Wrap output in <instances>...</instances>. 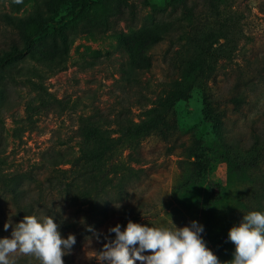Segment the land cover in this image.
I'll return each mask as SVG.
<instances>
[{
	"label": "rangeland",
	"instance_id": "374dc122",
	"mask_svg": "<svg viewBox=\"0 0 264 264\" xmlns=\"http://www.w3.org/2000/svg\"><path fill=\"white\" fill-rule=\"evenodd\" d=\"M181 1L198 8L203 4V0H133L134 16L126 14L125 20H114L113 30L95 36H71L69 51L61 56L64 70L51 71L25 59L12 69V76L0 77V173L41 178L48 171L49 157L70 159L78 155L79 117L97 111L110 114L122 106L136 117L140 108L153 103L174 75L175 63L194 55L192 48H185V38L175 32L173 39L148 50L150 66L142 70L134 69L138 63L121 45L126 37L162 21L178 20L182 16ZM40 2L0 0V52L12 43L20 45L19 35L1 17L25 18ZM218 4L222 17L233 19L219 32L222 37L215 47L220 46L221 57L212 66L207 86L193 89L187 100L173 106L167 121L168 142H143L144 164L136 167L143 172L127 187L129 197H108L104 215L92 214L86 207L68 206L57 198L46 200L44 215L53 217L56 223L67 219L78 228L74 233L76 244L71 254L63 257L64 264H100L97 252L105 236L111 239L108 229L119 224L123 230L127 224L120 220L125 217L112 216V209L120 211L126 206L128 214L141 211V218L133 223L149 227L171 229V222L177 228L190 225L193 219L189 214L169 206L179 174L177 161L183 153L179 148L182 143L191 140L205 148L215 166L209 179L223 182L225 165L219 135L239 141L246 148L254 132L264 135V0H219ZM68 11L65 6L48 18L58 27H65ZM190 29L187 25L185 32ZM55 36L56 32L50 30L36 49L51 54ZM22 180L27 183L26 178ZM9 219L12 225L21 222L12 204L0 199V238L11 236L12 229L5 231L3 227ZM89 227L102 234L99 242L90 231L84 238ZM10 259L15 264H40L35 257L19 252Z\"/></svg>",
	"mask_w": 264,
	"mask_h": 264
},
{
	"label": "trees",
	"instance_id": "16d2710c",
	"mask_svg": "<svg viewBox=\"0 0 264 264\" xmlns=\"http://www.w3.org/2000/svg\"><path fill=\"white\" fill-rule=\"evenodd\" d=\"M218 2L203 0L202 7L198 8L181 1L182 16L178 20L162 21L123 40L124 52L138 63L134 69H148V50L165 39H173L175 32L185 38V48H192L194 53L191 58L175 63L174 75L163 85L157 99L140 108L136 117L122 105L110 114L97 111L81 116L76 129V157H49L48 171L41 178L0 173V199L12 204L20 221L25 215H44L48 197L101 215L107 211L105 202L111 195L129 197L127 187L143 172L136 168L144 164L143 142L147 139L168 142L167 121L173 106L187 100L193 89L207 86L212 66L221 57L220 46L215 47L222 37L219 32L231 25L233 19L222 17ZM65 6L69 7L68 21L65 27H58L48 16ZM126 14L134 16L133 0H41L25 18L3 15L1 20L19 35L20 45L12 43L0 52V77L12 76V69L25 59L51 71H62L65 60L61 56L67 55L72 35L106 33L113 30L114 20H125ZM187 25L191 27L189 32H185ZM50 30L56 32L54 51L42 53L36 49L37 43ZM218 140L223 150L225 180L209 179L215 166L205 148L191 140L182 143L179 148L183 153L177 161L179 174L169 206L186 212L203 226L201 237L206 247L224 264L232 259L234 252V245L228 241L229 229L250 211L264 212V135L254 132L247 148L223 135ZM127 210L126 206L120 211L112 209L110 214L117 219L125 217L120 219L124 222L139 220L143 214L141 211L128 214ZM57 223L65 239L78 230L67 219ZM87 231L84 238L89 237ZM110 236L115 238L114 233Z\"/></svg>",
	"mask_w": 264,
	"mask_h": 264
},
{
	"label": "clouds",
	"instance_id": "9594fccd",
	"mask_svg": "<svg viewBox=\"0 0 264 264\" xmlns=\"http://www.w3.org/2000/svg\"><path fill=\"white\" fill-rule=\"evenodd\" d=\"M20 3L21 0H16ZM171 221V219H170ZM149 227L128 221L123 230L117 224L108 229L115 238L104 237L105 242L97 255L100 264H221L206 247L201 237L203 226L196 221L177 228ZM4 230L12 229L10 238H0V264H15L10 256L21 253L33 256L40 264H64L63 257L70 255L76 237L63 238L60 225L47 215H25L12 225L4 224ZM96 236L99 234L89 227ZM228 241L234 245L230 261L224 264H264V212L250 211L242 216L238 225L228 231ZM150 252V255L142 253Z\"/></svg>",
	"mask_w": 264,
	"mask_h": 264
}]
</instances>
